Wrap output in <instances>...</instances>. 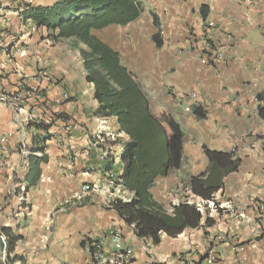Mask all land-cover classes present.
Here are the masks:
<instances>
[{
  "label": "crops",
  "instance_id": "obj_1",
  "mask_svg": "<svg viewBox=\"0 0 264 264\" xmlns=\"http://www.w3.org/2000/svg\"><path fill=\"white\" fill-rule=\"evenodd\" d=\"M55 1L0 0V242L2 227L23 236L13 264H88L91 244L113 253L114 233L131 248L133 264H264V0H138V20L98 35L182 127V167L151 188L169 211L183 195L188 203L206 201L189 186L209 165L204 147L241 159L214 194L224 206L202 209L199 227L176 237L162 234L159 244L137 237L111 207L117 195L108 177L122 173L118 153L112 172L106 170L114 153L106 135H112L114 119L94 115L97 101L79 50L69 40L51 41L45 28L21 19L26 5ZM203 5L205 19L219 27L214 44L222 48V59L210 57L203 38ZM158 31L161 47L153 41ZM15 96L21 97L17 120L10 107ZM186 105L192 113L185 112ZM197 105L205 118L193 114ZM45 118L53 123L48 161L39 181L28 187L22 150L30 154L33 135L43 132L27 125ZM92 181L97 189L83 192L82 185ZM15 187L27 209L11 196ZM0 258L7 264L6 251Z\"/></svg>",
  "mask_w": 264,
  "mask_h": 264
},
{
  "label": "trees",
  "instance_id": "obj_2",
  "mask_svg": "<svg viewBox=\"0 0 264 264\" xmlns=\"http://www.w3.org/2000/svg\"><path fill=\"white\" fill-rule=\"evenodd\" d=\"M207 9L206 5L201 7L204 19ZM141 13L138 0H56L48 6L26 5L20 16L23 21L45 28L51 41L70 40L79 50L85 80L93 85V98L97 101L94 115L114 119L115 135L112 133L114 139L110 141L114 153L106 170L112 172L114 154L118 153L122 173L116 176L117 182L131 195L127 201L115 198L111 207L134 227L137 237L159 244L162 234L176 237L186 229L199 227L202 219L196 204L181 201L169 211L151 191L159 178L168 177L182 167L184 133L176 118L147 96L137 75L122 62L120 53L94 33L111 25L126 26L138 20ZM153 41L157 47L162 46L159 31L153 35ZM200 107H194L193 114L205 118ZM260 113L264 116V108ZM52 125L33 121L27 125L28 130L33 127L43 132L33 135L25 176L28 187L39 181L41 165L48 161L46 146L52 137ZM204 154L209 165L190 178L189 186L191 193L210 200L224 186V177L238 170L241 159L234 152L207 147ZM1 234L7 238L6 263L13 264L19 259L14 251L23 236L13 233L10 227H2ZM3 248L1 241L0 254ZM0 264H4L1 258Z\"/></svg>",
  "mask_w": 264,
  "mask_h": 264
},
{
  "label": "built area",
  "instance_id": "obj_3",
  "mask_svg": "<svg viewBox=\"0 0 264 264\" xmlns=\"http://www.w3.org/2000/svg\"><path fill=\"white\" fill-rule=\"evenodd\" d=\"M201 25L203 28V38L208 43L209 50L211 53L210 57L212 59H216V58L222 59L224 56L222 48L214 44L215 33L219 29L218 25L215 22L211 20L209 21L207 19H204ZM27 93L29 95H33L34 91L30 90ZM191 97L195 98L196 93H192ZM20 98L21 97L17 96L15 100L10 102V107L13 111V116L16 118V120L21 110L18 104L19 103L18 101L20 100ZM43 107L48 108L47 102L43 104ZM184 110L191 112V107L189 105H186L184 107ZM50 121L51 119L45 118V119H38L37 122L51 123ZM20 123L23 126L25 124L24 121H21ZM22 153L27 157L29 155V153L25 150H22ZM27 157H26V160H27ZM26 160L24 161L25 166L27 165ZM108 185H109V188L112 189V192L115 195H117L116 198L122 199L124 201L128 200L129 193L118 184L116 175H114L113 173L109 174ZM96 189L97 187L94 181L90 183H84L82 185L83 192L94 191ZM10 194L13 197H17V201L20 203V206H23L20 208L27 209L26 207L27 205L25 203V195L23 193H18L17 188L15 187L10 192ZM205 204H207L206 207L217 208V209L222 208L224 206L223 204H219V205L216 204L214 195L210 200H206L202 203L197 204L200 211H202L203 206H205ZM261 208L264 210V205H262ZM241 217H245V214H241ZM1 240L6 241L7 239L4 237V235H1ZM113 242H114L115 250L113 251V253H110L109 255H106L103 252L102 245L100 243L89 245V251L91 253V261L88 264H133V257H134L133 252L131 248L123 246V238L120 233H114ZM4 249H6V242L4 243Z\"/></svg>",
  "mask_w": 264,
  "mask_h": 264
},
{
  "label": "rangeland",
  "instance_id": "obj_4",
  "mask_svg": "<svg viewBox=\"0 0 264 264\" xmlns=\"http://www.w3.org/2000/svg\"><path fill=\"white\" fill-rule=\"evenodd\" d=\"M103 30V29H102ZM105 32V31H104ZM103 31H96V32H94L97 36L98 35H101L102 33H104ZM107 32V31H106ZM66 41V40H65ZM69 42H70V40H69ZM136 74V73H135ZM137 75V74H136ZM137 78H138V76H137ZM139 81V80H138ZM139 83H140V81H139ZM152 101H154V100H152ZM156 102V101H155ZM158 104V103H157ZM158 105H160V104H158ZM161 106V105H160ZM162 107V106H161ZM183 108V107H182ZM162 109H164L163 107H162ZM165 111H166V109H164ZM191 111H192V109H191ZM169 112V111H168ZM185 112H188L189 113V111H185ZM192 113V112H191ZM110 128H112V127H110ZM107 130L108 131H110V130H112V129H108L107 128ZM103 133H105V132H101L100 134H103ZM114 134V133H113ZM99 135V134H98ZM115 135V134H114ZM114 135H113V137L110 135V133H108L106 136L107 137H110V139H111V141H112V139H114ZM105 141H106V139H105ZM185 187V185L183 186V188ZM181 191V190H180ZM181 201H186V202H188L189 201V198H188V196L187 195H183L182 196V199L179 201V202H181ZM190 202V201H189ZM204 208H206L205 206H203V209Z\"/></svg>",
  "mask_w": 264,
  "mask_h": 264
},
{
  "label": "clouds",
  "instance_id": "obj_5",
  "mask_svg": "<svg viewBox=\"0 0 264 264\" xmlns=\"http://www.w3.org/2000/svg\"><path fill=\"white\" fill-rule=\"evenodd\" d=\"M128 200H129V197H128ZM188 202H189V201H188ZM206 205H207V204H205V207H206ZM197 207H198V206H197ZM2 250H3V251H6V249H4V248H3Z\"/></svg>",
  "mask_w": 264,
  "mask_h": 264
}]
</instances>
